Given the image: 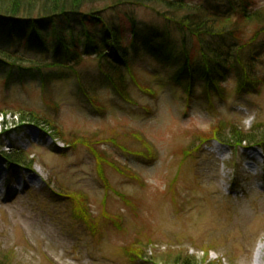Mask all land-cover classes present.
<instances>
[{
    "label": "rangeland",
    "instance_id": "obj_1",
    "mask_svg": "<svg viewBox=\"0 0 264 264\" xmlns=\"http://www.w3.org/2000/svg\"><path fill=\"white\" fill-rule=\"evenodd\" d=\"M188 1L238 17L231 0ZM248 1L239 14L264 8ZM122 11L137 18L135 29L117 20L128 46L136 37L143 47L157 29L181 49L180 34L152 11ZM251 29L244 39L262 51L258 87L242 89L236 73L219 93L200 81L191 87L174 81V58L130 51L125 100L97 61L86 57L74 75L51 66L53 43L10 44L0 27L4 48L24 59L19 68L0 65V264H173L179 255L254 264L258 247L264 264V33ZM94 30L103 39L104 28ZM22 113L39 115V124L22 122ZM217 126L245 137L256 130L258 142L222 144L209 134ZM15 150L29 168L8 166L2 153Z\"/></svg>",
    "mask_w": 264,
    "mask_h": 264
},
{
    "label": "trees",
    "instance_id": "obj_2",
    "mask_svg": "<svg viewBox=\"0 0 264 264\" xmlns=\"http://www.w3.org/2000/svg\"><path fill=\"white\" fill-rule=\"evenodd\" d=\"M237 3L236 5L231 0L232 12L238 14V17L234 18L224 15L220 8L212 6L208 1L191 3L188 0H0V27L9 28L7 43L10 44L16 37L26 39L28 44L43 50H47L48 44L53 43L55 58L51 66L71 71L74 75L76 66L82 64L84 59L97 61L101 79L109 83L117 95L125 100L129 98L126 72L131 73L135 65L130 51L137 55H153L167 60L174 58L177 61L174 81L181 84H184V81L190 82L191 87L200 81L205 84L207 90L219 93L221 84L231 73L237 74L242 89L256 88L263 82L257 71L262 51L252 48V44L255 45L257 41L246 42L244 37L250 28H255L257 35L260 31L264 33V8L253 13L239 14L242 8L250 6V2L239 0ZM125 8L147 9L159 19L165 20L169 25L167 30L172 29L180 34L181 49L169 39L168 31L161 32L157 29H149V37L143 47L136 37L132 45L128 46L117 20L127 19L126 22L135 29L137 18L122 11ZM51 27L53 39L49 40L47 29ZM80 27L82 32H78ZM95 27L104 28L103 39H99ZM155 30L162 34H155ZM136 33L137 31L134 32ZM4 39L6 34L0 33V65L19 68L24 62L23 57L4 48ZM156 39L162 44L155 50L153 42L157 41ZM189 40L192 42L190 48ZM196 64H199L198 76L196 71H193ZM80 87L84 92L88 91L82 81ZM24 114L21 116L22 122L39 124V115ZM51 126L52 131L57 130L54 128V122ZM255 131L245 137L243 131H237L236 128L228 132L222 126H217L209 134L222 144L240 146L245 142L257 143L259 138L253 135ZM2 155L11 166L27 165L29 168L31 165H28V157L22 150ZM79 206L82 204L79 203ZM82 212L85 218V211ZM142 257L147 258L145 255ZM195 261V257L179 255L173 264H197Z\"/></svg>",
    "mask_w": 264,
    "mask_h": 264
},
{
    "label": "bare ground",
    "instance_id": "obj_3",
    "mask_svg": "<svg viewBox=\"0 0 264 264\" xmlns=\"http://www.w3.org/2000/svg\"><path fill=\"white\" fill-rule=\"evenodd\" d=\"M2 182V177H1V169H0V183ZM262 248L258 247L256 250V255H255V261L254 264H261V259H262Z\"/></svg>",
    "mask_w": 264,
    "mask_h": 264
}]
</instances>
